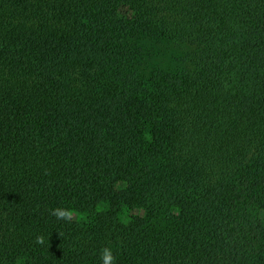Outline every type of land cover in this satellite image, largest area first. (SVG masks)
Listing matches in <instances>:
<instances>
[{"label": "trees", "instance_id": "obj_1", "mask_svg": "<svg viewBox=\"0 0 264 264\" xmlns=\"http://www.w3.org/2000/svg\"><path fill=\"white\" fill-rule=\"evenodd\" d=\"M262 211L264 0H0V264H264Z\"/></svg>", "mask_w": 264, "mask_h": 264}, {"label": "clouds", "instance_id": "obj_2", "mask_svg": "<svg viewBox=\"0 0 264 264\" xmlns=\"http://www.w3.org/2000/svg\"><path fill=\"white\" fill-rule=\"evenodd\" d=\"M54 212L57 216L66 217V218L71 217L73 214H75L77 218L80 220L84 219L86 216V213L78 212L74 208H67V209L57 208L54 209ZM121 219L126 220L127 219L126 215L122 214ZM37 243H43V237H38ZM101 259L103 264H114L115 257L113 256V249L111 246H107L102 249ZM22 262H23V257L19 259L18 264H22Z\"/></svg>", "mask_w": 264, "mask_h": 264}, {"label": "rangeland", "instance_id": "obj_3", "mask_svg": "<svg viewBox=\"0 0 264 264\" xmlns=\"http://www.w3.org/2000/svg\"><path fill=\"white\" fill-rule=\"evenodd\" d=\"M122 214H123V215H126V217H127L126 220H123V219H122V220L125 221V222H128V221L130 220V218H131L132 212L129 211V210H124ZM122 214H121V215H122ZM261 216H262V218H263V220H264V211L261 212ZM72 217H73L74 219L80 220V219L77 218V216H76L75 214H73Z\"/></svg>", "mask_w": 264, "mask_h": 264}]
</instances>
